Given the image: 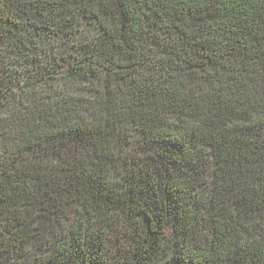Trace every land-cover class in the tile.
Listing matches in <instances>:
<instances>
[{
    "label": "trees",
    "instance_id": "trees-1",
    "mask_svg": "<svg viewBox=\"0 0 264 264\" xmlns=\"http://www.w3.org/2000/svg\"><path fill=\"white\" fill-rule=\"evenodd\" d=\"M0 264H264V0H0Z\"/></svg>",
    "mask_w": 264,
    "mask_h": 264
},
{
    "label": "rangeland",
    "instance_id": "rangeland-1",
    "mask_svg": "<svg viewBox=\"0 0 264 264\" xmlns=\"http://www.w3.org/2000/svg\"><path fill=\"white\" fill-rule=\"evenodd\" d=\"M134 151H135V150H134ZM136 154H137V155H136V158H137V156H142V153H140L139 151H136ZM169 231H170V229L168 228V229H167V232H169Z\"/></svg>",
    "mask_w": 264,
    "mask_h": 264
}]
</instances>
